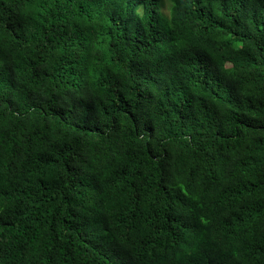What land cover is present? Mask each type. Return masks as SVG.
<instances>
[{"label": "trees", "instance_id": "1", "mask_svg": "<svg viewBox=\"0 0 264 264\" xmlns=\"http://www.w3.org/2000/svg\"><path fill=\"white\" fill-rule=\"evenodd\" d=\"M0 0V264H264V0Z\"/></svg>", "mask_w": 264, "mask_h": 264}, {"label": "rangeland", "instance_id": "2", "mask_svg": "<svg viewBox=\"0 0 264 264\" xmlns=\"http://www.w3.org/2000/svg\"><path fill=\"white\" fill-rule=\"evenodd\" d=\"M163 10V11H162ZM168 1L167 0H164L163 1V6H162V9H161V11L162 12H164L165 14H167L168 13Z\"/></svg>", "mask_w": 264, "mask_h": 264}]
</instances>
